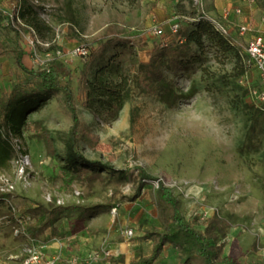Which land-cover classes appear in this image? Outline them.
<instances>
[{
	"label": "rangeland",
	"instance_id": "1",
	"mask_svg": "<svg viewBox=\"0 0 264 264\" xmlns=\"http://www.w3.org/2000/svg\"><path fill=\"white\" fill-rule=\"evenodd\" d=\"M212 2L202 0L203 10L218 17L222 11L216 13ZM255 2L260 16L264 0ZM0 6L11 11L10 0H1ZM22 9L18 17L25 29L26 64L45 65L54 58L52 46H59L53 49H60L63 62L75 69L80 116L98 136L94 143L81 142L82 152L123 170L125 177L107 169L93 180L60 174V137L72 121L59 105L60 95L52 97L27 115L23 129L21 145L33 161L30 185L15 180L14 191L0 194V264H19L9 255L20 252L29 237L47 245L71 243L88 254L108 249L111 256L123 257L119 264L141 255L153 245L152 239L142 238L144 232L160 228L157 181L145 179L142 171L171 188L181 213L195 228L203 230L212 215L230 223L219 241L223 254L245 264H264V108L250 94L259 80L242 38L231 32L232 43H222L213 33L201 34L197 41L181 37L170 46L174 16L198 13L192 0H26ZM179 19L182 33L195 28L190 20ZM254 20L252 16L248 21L256 25ZM4 25L0 94L20 74L15 40ZM156 26L160 35L152 32ZM97 39L100 43H94ZM83 47L89 48L88 55L75 53ZM147 60L157 73L150 88L134 78L138 64ZM106 63L131 78L130 96L115 118L105 111L94 114L83 103L85 77ZM43 134L50 138L48 145ZM13 169L9 161L0 166V176L14 179ZM193 186L199 191L191 190ZM52 205L63 207L55 230L46 228L33 236L30 228L45 219ZM91 206L99 207L85 210ZM24 214L34 223L26 225V235L15 237L12 228ZM126 229L133 230L131 236L124 234ZM167 246L169 263L178 264L179 253ZM96 260L91 263L103 261Z\"/></svg>",
	"mask_w": 264,
	"mask_h": 264
},
{
	"label": "trees",
	"instance_id": "2",
	"mask_svg": "<svg viewBox=\"0 0 264 264\" xmlns=\"http://www.w3.org/2000/svg\"><path fill=\"white\" fill-rule=\"evenodd\" d=\"M19 6V12L26 4V0H12ZM21 15H24V8ZM193 17V16H192ZM191 23L195 28L182 33L180 28L172 33L170 46L176 40L185 37L186 40L197 41L201 34L212 33L222 43H232L229 35L223 34L214 28L213 24L202 17L194 16ZM12 32L15 40V62L20 70L11 85V89L0 94V166L7 164L15 155L12 138L23 139V129L27 123V115L39 110L49 99L60 95L59 105L64 114L71 119V125L60 137L64 147L63 163L60 165V174L70 179H80L84 176L87 180L97 177L98 171L110 170L120 177H125L123 170H118L112 165L93 160L85 156L80 148L83 141L96 142L98 136L81 118L76 93L73 87L75 69L64 63L58 57L48 61L45 65L33 68L26 64V43L24 40V27L15 22L13 13L5 12L0 8V25ZM94 43H100L97 39ZM55 47L52 46L51 51ZM246 55V54H245ZM157 73L151 60L138 64L135 81L142 87L150 88L153 83L151 78ZM151 80V81H150ZM131 78L126 73L117 72L108 63L96 68L94 73L85 77L84 108L94 114L105 111L109 117L115 118L122 108L123 103L130 96ZM48 145L50 138L41 135ZM145 179L157 181L156 207L160 220L159 229H147L142 238L152 239L153 245L149 255L130 260L127 264H152L161 253L163 246L168 243L179 253L178 264H245L230 254L221 252L219 241L227 234L230 223L216 215L208 218L205 228L199 230L181 213L177 202L171 192L157 177L142 171ZM78 208L79 206H72ZM99 206H91L85 210H95ZM63 214V207L52 205L46 209L45 219L37 226L30 228L33 236H37L44 229L55 230L56 220ZM108 264L124 262L122 256L105 258Z\"/></svg>",
	"mask_w": 264,
	"mask_h": 264
},
{
	"label": "built area",
	"instance_id": "3",
	"mask_svg": "<svg viewBox=\"0 0 264 264\" xmlns=\"http://www.w3.org/2000/svg\"><path fill=\"white\" fill-rule=\"evenodd\" d=\"M1 1V0H0ZM249 4L255 5V0H243ZM193 5L198 10L196 14L199 17L209 20L215 29L222 32L223 34L231 36L232 29L235 33L242 38L244 41V53L246 54L248 63L254 67L257 72L259 85L253 88L250 92L251 96L259 100L263 104L264 108V28L259 25H252L251 21H243L238 24L233 23L230 19L231 14L240 13V8H227L224 9L218 17L210 16L203 10L202 0H192ZM11 11H6L2 6L0 8L8 13H13L15 16L16 24L19 22V6L10 0ZM184 20L192 21L194 18L189 16H182ZM174 16V21L171 23V33H175L180 28V19ZM261 23L264 22V11L262 12ZM7 24V22H4ZM154 35H160L161 30L158 26L154 27L152 30ZM30 34V33H29ZM24 40L26 42V35L24 33ZM30 36V35H29ZM30 43L32 40L27 36ZM86 56L90 53L89 48L83 47L79 48L75 52ZM51 55L60 58L62 61L66 62L61 50L55 49L51 52ZM21 139L12 138V143L15 149V155L11 159L13 165V175L14 179L1 175L0 176V194H9L15 189V180H19L24 186H28L31 183V171L33 168V161L30 154L24 150L21 145ZM5 200L9 201L8 197H4ZM45 199L49 202L52 201L50 193L45 194ZM58 203V201H57ZM12 214L16 215V210L12 208ZM17 226L13 227V236H23L26 235V225L34 223V218L29 214H24L17 217ZM133 233L132 229L124 230V234L131 236ZM48 245L45 242H41L33 237H29L24 248L16 254H10L9 259L16 260L19 264H88L82 260L78 255L71 254L67 257H63L61 253L48 254ZM112 255V252L108 249H103L100 253L92 252L91 257L95 258H107Z\"/></svg>",
	"mask_w": 264,
	"mask_h": 264
},
{
	"label": "crops",
	"instance_id": "4",
	"mask_svg": "<svg viewBox=\"0 0 264 264\" xmlns=\"http://www.w3.org/2000/svg\"><path fill=\"white\" fill-rule=\"evenodd\" d=\"M212 5L214 7V11L218 14L227 8H240V10H241L240 13H238V14L233 13L230 16V19L233 23L238 24V23L243 22L245 20H250V18L253 16V17H255V20H254L255 24L264 28V22L261 23V20H260L262 17V14L260 16L258 15V13L256 12L257 6H255V5L249 4L248 2H245L243 0H213ZM157 14L159 17H161V15H162L160 13V10L157 11ZM232 33H235L234 29H232ZM51 99H49V100H51ZM35 112L36 111H34L33 113L35 114ZM33 113H30L29 115L30 116L34 115ZM43 171L45 174L44 176L48 178L47 172L49 170L44 168ZM147 241H149L148 243H150V240H147ZM167 245L168 244H165L163 246L161 253L159 254V256L155 259V261L152 264H174V263H169V260L172 257L171 256L172 253H169V248H168L169 246H167ZM55 246H57V247H55ZM73 248L76 250H73ZM150 249L152 250V244H149V246H147L144 253H142L141 255L139 254L136 257H132V258H130V260L137 259V258L144 256V255H149L151 252V251H149ZM47 253L48 254L61 253L63 255V257H67L68 255H71L74 253V254L78 255L82 260H84L88 264H92L91 262L93 260L95 262H97L96 259L103 260V261L99 262L100 264H108V261H106L105 258L91 257L90 254H88V251L87 252H85V251L81 252L78 250V248H75L74 246L71 245V243H67V242L61 243L59 245H55V244L48 245ZM87 260L90 261V263ZM129 261H127L125 263L127 264Z\"/></svg>",
	"mask_w": 264,
	"mask_h": 264
},
{
	"label": "bare ground",
	"instance_id": "5",
	"mask_svg": "<svg viewBox=\"0 0 264 264\" xmlns=\"http://www.w3.org/2000/svg\"><path fill=\"white\" fill-rule=\"evenodd\" d=\"M190 189L193 190V191H195V192H198V191H199V187H194V186H193V187H191Z\"/></svg>",
	"mask_w": 264,
	"mask_h": 264
}]
</instances>
